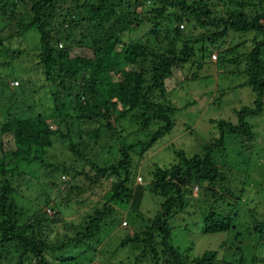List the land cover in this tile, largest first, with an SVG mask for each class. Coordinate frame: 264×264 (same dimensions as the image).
<instances>
[{
  "label": "trees",
  "instance_id": "obj_1",
  "mask_svg": "<svg viewBox=\"0 0 264 264\" xmlns=\"http://www.w3.org/2000/svg\"><path fill=\"white\" fill-rule=\"evenodd\" d=\"M236 6L225 17H216L207 0H0V65H6L5 72L0 69V81L6 80L4 86L10 98H19L16 89L20 88L29 96L37 95L36 100L46 98L50 103L46 115L32 114L16 120L5 116L0 121V264H72L66 263L62 256L47 255L48 251L62 252L70 246L79 247L84 254L82 259L92 263L94 254L100 251L94 243L98 236L110 232L109 227L119 225L123 219L131 234L122 236L117 247L129 248L128 256L106 264H242L240 256L234 262H231L234 258L230 262L221 261L216 251L203 252L187 262L169 241L168 222L184 208L185 196L190 195L188 187L225 182L226 175L213 161L214 154L225 144L224 130L250 141L253 132L244 119H254L263 111L264 0H240ZM16 13L24 14L27 21L16 18ZM163 19L174 25L169 40L171 29H160L159 20ZM194 25L214 30L206 37L212 43L229 33L261 34L262 39L244 55L245 80L240 84L254 93V99L250 106L233 109L236 125L224 120L211 121L218 128V137L202 145L200 151L186 156L184 151L175 150V161L149 173L151 179L144 188L133 183L136 167L130 153L138 147L140 155H136L141 156L171 130L173 107L152 100L151 95L157 91H184L182 87L174 88L173 70L190 63L194 53L189 46L192 41L182 29H196ZM144 27L153 36L152 45L139 41L136 33ZM76 29L79 30L74 34ZM28 32L35 33L38 39L33 54L43 80L39 86L35 85V73L30 74L31 68L26 71V80L10 77L25 49L15 42ZM131 32L136 40L123 42L122 36ZM203 38L201 34L195 41ZM181 39L178 51L175 41ZM208 56L201 50V60ZM223 62L222 58L218 68ZM228 62L236 65L237 59ZM67 92L72 99L70 113L60 101ZM32 107L33 104L28 108ZM126 118L137 126L136 130L147 131L148 139L125 146L122 127ZM61 123L64 131L60 129ZM102 139L108 142L100 144ZM56 143L67 147L70 155L63 153L61 160L55 156ZM104 153L109 154V163L102 165ZM70 156L81 164L79 169L70 164ZM38 166L51 174L52 185L61 174L72 181L82 178L89 187L107 185L102 201L86 216L82 230L64 242L57 241L55 246L47 244L42 234L44 225L60 221L56 213L54 217L47 216L42 208H37L27 214L14 199V177L22 176L21 169L39 171ZM145 189L160 198L159 208L151 217L144 216L138 207ZM73 190L79 193L81 187L70 185L65 200ZM116 204L120 205L118 210L114 209ZM233 219L234 215L208 210L201 231L227 232L233 228ZM252 230L264 236V214ZM237 251L241 255L239 248ZM89 253L93 260L87 258Z\"/></svg>",
  "mask_w": 264,
  "mask_h": 264
},
{
  "label": "rangeland",
  "instance_id": "obj_2",
  "mask_svg": "<svg viewBox=\"0 0 264 264\" xmlns=\"http://www.w3.org/2000/svg\"><path fill=\"white\" fill-rule=\"evenodd\" d=\"M207 1L216 17H225L230 10L237 8L236 3L240 0ZM121 8L125 9L123 5ZM15 16L27 21L24 14L18 15L16 13ZM159 21L161 22V30L164 28L171 29L169 40L174 34V25L167 24L164 19ZM194 27L197 28L191 30L189 29L191 27H185L182 29V33L192 41L189 46L193 48L194 53L190 63L173 70L176 77L174 88L182 87L184 91H157V93L151 95L154 97L152 100L164 106L170 105L173 107V126L171 130L150 145L141 156L136 155L139 154L140 149L138 147H135L134 151L130 153L132 163L136 167L133 183L142 185L144 188L151 179L149 173L154 171L156 167H167L175 161V150L184 151L186 156L200 151L202 145L218 137V128L211 121L224 120L236 125V115L233 109L250 106L254 99V93L248 87L240 86V84L245 80L243 73L246 69L244 55L253 48L254 43L262 39L261 34L254 31L244 34L229 33L221 41L212 43L206 37L210 36L214 30L210 28L206 30L197 25H194ZM78 30H74L73 33L76 34ZM133 33H126L121 40L125 43H128L130 39L136 40ZM136 34L139 36L140 43L146 41L148 45H152L154 42L152 34L148 29L145 30V27ZM201 34L205 38L198 39L196 42L195 39ZM22 39L17 42L14 41L19 47L25 49H23L24 56L19 54L22 56V60L15 62L18 67L10 72V77L15 76L19 80H26V71L31 68L30 74L35 73L37 79L35 85L39 86L43 80L39 73L40 68L36 64V56L33 54L34 50L38 48L37 35L28 32ZM181 43L182 39L175 41L178 51L181 50ZM58 46L60 48V45ZM201 50L209 54L203 60L200 59ZM61 53L62 51L56 52V55ZM213 56H215V59ZM222 58L224 62L218 68L217 64ZM233 58L237 59L236 65L228 62ZM262 59H264V56ZM198 65L200 66L198 67ZM0 69L5 72L6 65L2 63ZM193 74L194 76H192ZM79 80L80 78L77 79V82ZM5 83L6 80L3 82L1 79L0 121L5 120V116L16 120L31 117L32 114L46 115L50 112L48 109L50 103L47 102L46 98L36 100L37 95L32 94L33 96H29L23 89H16L19 98H13L11 95L10 98L8 91L5 90ZM169 88H172V85L169 84ZM31 99L36 102H32ZM60 101L65 105L64 110L70 113L69 105L72 102L70 94L67 92L64 99H60ZM3 104H6L5 109ZM32 104L33 107L29 109L28 107ZM244 120L250 125V131L253 132L252 140L245 141L243 137L230 135L224 130L225 144L219 152L214 154L213 161L219 168L221 167L226 175L225 182L209 187L204 184L188 187L190 195L185 196L184 208L177 211L168 220L171 226L169 241L178 249L187 262L203 252L216 251L217 258L221 261L230 262L234 258L231 261L234 262L235 257L240 256L242 264H264V236H259L252 230L253 225L264 214V106L260 116L254 119L245 117ZM131 121L130 118L123 121L125 146L135 144L138 140L143 142L148 139L149 133L145 130H136L137 126L132 124ZM51 128L54 129V127ZM60 129L65 130L62 123ZM107 142L104 139L99 141L100 144ZM55 147L53 154L60 157V160L63 153L70 155L67 147L57 143ZM113 153L112 151L111 157ZM72 158L74 157L70 156V164L79 169L81 164ZM100 160L102 159L100 158ZM108 160L109 154L104 155L102 165L108 164ZM38 168L39 171L27 169L26 172L21 169L22 176L14 177L12 182L14 185V199L17 206L27 214L37 208H42L47 216L54 217V213H56V217L60 221L48 223L47 226L44 225L42 234L47 244L55 246L57 241L64 242L67 238L72 237L75 232L82 230L86 216L90 215L91 211L98 207L102 201L107 185L101 188L89 187L88 183L82 178H76L72 181L71 177L62 174L53 180L55 185H52L51 174L46 173L43 166H38ZM70 185L80 186L81 191L76 193L73 190L68 194V200H65L64 196H66L67 188ZM159 203L160 198L150 194L145 189L138 207L144 216L151 217L158 210ZM50 207L53 209H50ZM119 208V204L114 206L115 210ZM208 210L234 215L233 228L223 233H203L201 231L202 219ZM122 221L119 225L110 226V232H103L98 236L97 242L94 243L100 251L94 254L95 260L92 263L106 264L109 260L117 261L128 256L129 248L121 249L117 247L122 236L131 234V230L127 229V225H124ZM69 225L74 228H70ZM238 248L241 255L237 251ZM89 254L87 258L93 260L92 253ZM231 254L234 257H231ZM47 255L51 258L62 256L66 263L92 264L87 263V259H82L84 254H82L79 247L70 246L62 252L48 251ZM69 258H75V261L73 262ZM225 263L218 262V264Z\"/></svg>",
  "mask_w": 264,
  "mask_h": 264
},
{
  "label": "built area",
  "instance_id": "obj_3",
  "mask_svg": "<svg viewBox=\"0 0 264 264\" xmlns=\"http://www.w3.org/2000/svg\"><path fill=\"white\" fill-rule=\"evenodd\" d=\"M213 58L215 59V56H213Z\"/></svg>",
  "mask_w": 264,
  "mask_h": 264
}]
</instances>
